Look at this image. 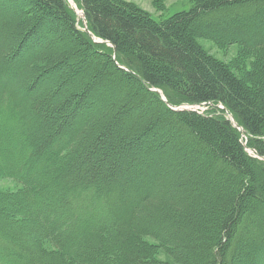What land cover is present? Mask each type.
<instances>
[{"label": "trees", "instance_id": "obj_1", "mask_svg": "<svg viewBox=\"0 0 264 264\" xmlns=\"http://www.w3.org/2000/svg\"><path fill=\"white\" fill-rule=\"evenodd\" d=\"M71 2L81 17L67 0H0V142L9 123L27 138L0 147V175L25 182L0 264H264V0H190L161 21L124 0ZM45 157L50 182L28 183L24 164Z\"/></svg>", "mask_w": 264, "mask_h": 264}, {"label": "rangeland", "instance_id": "obj_2", "mask_svg": "<svg viewBox=\"0 0 264 264\" xmlns=\"http://www.w3.org/2000/svg\"><path fill=\"white\" fill-rule=\"evenodd\" d=\"M68 4L71 6L72 9H74L78 14L81 13L80 11H78L76 9V7L74 6L73 2H71V0H67ZM126 3L132 4L146 12H148L153 19H155L156 21H161V20H165L169 17H171L172 15L179 13V12H184L187 11L190 8V0H124ZM76 13V14H77ZM79 16V15H78ZM94 42L100 43V41L95 40ZM200 44L204 47V49L211 55L213 56L216 60L225 63V64H230L231 61H234L237 59V55H238V48L235 45L232 46H218L216 44H213L211 42L208 41H199ZM251 61V60H249ZM246 61L245 64H242L240 66V68L243 70H247L250 68V62ZM81 65V64H80ZM77 68L75 69V71H77L78 69H81V66H79V64L76 65ZM241 69H239L238 71H234V73L239 74L240 75V71ZM73 70V69H72ZM70 72V71H69ZM62 73H66L65 70L62 71ZM61 78V81H65L66 80V75H59ZM39 84V83H38ZM42 85L44 86L45 84H41L36 85L34 87V92L31 94L29 93L28 89H22L21 91L23 93V96L26 97L27 99H32L33 97H38V93L41 94V87ZM57 87L55 86V84H52V88H51V92L55 91V93L57 92ZM54 99L56 98L55 96L53 97ZM162 99V97H161ZM59 103V102H58ZM68 105H66L67 107ZM88 106V105H87ZM91 107V109L94 108V105H90L88 106V108ZM169 108L172 106H168ZM54 110V109H53ZM193 110H199V111H203L204 109L201 107H193ZM55 112V111H53ZM53 117L55 118H59L62 117V119L65 118V116L63 115H59L57 113H53ZM69 114V113H68ZM67 114V116H68ZM66 115V114H65ZM34 117V115H33ZM9 125H13L10 131V134L7 135L5 133H2L3 135H6V141H1L0 142V147L1 148H5L6 150L8 149H12L13 153L14 152H18V149H21V147L25 146V143L27 142V138L24 139V134L25 132L19 133L15 131V124L9 123ZM17 128V127H16ZM4 137V138H5ZM149 144V143H148ZM70 144L65 145V147H68ZM151 147V144L149 145ZM21 152V151H20ZM8 160H11V156L8 155L7 156ZM13 158H16L17 162H25L26 159H24L23 155L21 156V154L19 155L17 153V155H15ZM47 157L45 158H38L36 161V165H37V171L35 173H33V168H29V166H32V164H29V162H26L24 164L25 169H27V177H29L26 181L29 182H34L33 184H36V182H41L45 179V182H41L42 184H47L48 182H50L47 178V176H49V174H51V170L48 167V163L43 164V161L46 160ZM50 158V156H49ZM53 159V155L51 160ZM50 160V161H51ZM121 162V158L119 157L118 159ZM46 162V161H45ZM6 162L3 161L0 164V168H2V165H5ZM34 164V163H33ZM46 165V167H45ZM43 166V168H42ZM34 167V166H32ZM49 171V172H48ZM47 178V179H46ZM50 179V178H49ZM25 184V182H24ZM21 181L17 180L15 176H3L0 175V230L1 229H13L15 231H20L19 227L16 226V228L13 227V225L15 226V223H17L18 221L22 223V220L24 222L25 219H22L23 217H20L19 214V210L20 207L18 205V203H11L10 201L8 202V200L12 197V199H14V196L19 197L20 192L23 191V189L25 188L24 185ZM50 187V191L51 193L49 194V196L46 195V197H51V199H53V201H55L57 198L55 199V197L57 196V189H55V187L53 186V184ZM51 195V196H50ZM40 203H43L42 200H40ZM59 205V204H58ZM41 215H43L47 221H50L51 224H53V222H56L57 216L54 215L52 212L49 213L48 211H46L45 209L39 211ZM62 221V219L59 221H57V224H60V222ZM29 223H32V220L28 221ZM66 223L65 222H61V224L58 227H62L64 226ZM68 228H70V224H66L65 225ZM21 233V231H20ZM75 233V228L72 226L70 228V233L72 234ZM44 250L47 252H58L56 250V248L54 247V245L51 242H46L45 245L43 246ZM156 259L161 260V261H166V257L165 255L162 254H157L156 255ZM73 261V260H71ZM66 263V262H65ZM69 264V261H68ZM75 264V263H73ZM77 264V263H76Z\"/></svg>", "mask_w": 264, "mask_h": 264}, {"label": "water", "instance_id": "obj_3", "mask_svg": "<svg viewBox=\"0 0 264 264\" xmlns=\"http://www.w3.org/2000/svg\"><path fill=\"white\" fill-rule=\"evenodd\" d=\"M77 13V12H76ZM77 15H79L78 13H77ZM80 15L82 16V13H80ZM85 31L87 32V29H85ZM155 92H157V93H159L160 95H161V97H162V100L167 104V102H166V100H165V98L163 97V95L159 92V91H155ZM168 106H170L169 104H167ZM172 110H174V111H177V110H180V109H178V108H173V107H170Z\"/></svg>", "mask_w": 264, "mask_h": 264}, {"label": "bare ground", "instance_id": "obj_4", "mask_svg": "<svg viewBox=\"0 0 264 264\" xmlns=\"http://www.w3.org/2000/svg\"><path fill=\"white\" fill-rule=\"evenodd\" d=\"M72 1V0H71ZM79 17H81V15L79 14ZM180 110H193V107H181V108H178ZM240 131V130H239Z\"/></svg>", "mask_w": 264, "mask_h": 264}]
</instances>
